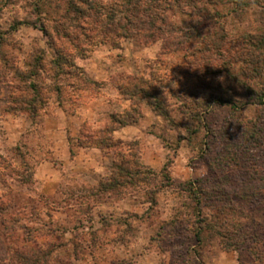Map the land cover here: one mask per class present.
I'll use <instances>...</instances> for the list:
<instances>
[{
  "label": "rangeland",
  "instance_id": "1",
  "mask_svg": "<svg viewBox=\"0 0 264 264\" xmlns=\"http://www.w3.org/2000/svg\"><path fill=\"white\" fill-rule=\"evenodd\" d=\"M69 1L0 0V264H264V0H180L171 8L159 0L161 32L100 30L86 57L67 44L75 66L57 67L54 22ZM93 1L122 22L131 7ZM90 13L82 25L92 37ZM126 83L158 95L165 113L138 98L139 126L129 140L110 136L101 171L67 172L51 194L41 193L21 152L27 146L11 147L17 125L28 129L33 148L42 111L74 109L104 93L107 109L83 132L94 136L122 114L111 95L130 103L118 91ZM44 97L32 114L28 102ZM252 125L254 140L246 134ZM120 161L134 177L107 187ZM189 180H200L210 203H224L223 213L202 204L200 220L196 199L181 186Z\"/></svg>",
  "mask_w": 264,
  "mask_h": 264
},
{
  "label": "trees",
  "instance_id": "2",
  "mask_svg": "<svg viewBox=\"0 0 264 264\" xmlns=\"http://www.w3.org/2000/svg\"><path fill=\"white\" fill-rule=\"evenodd\" d=\"M128 4H131V7H127L125 13L123 15V19L125 22H122V20L119 18L117 19V13L113 11L112 8L108 9L106 11V14L102 15V8L103 5L99 3H94L93 0H70L68 2V6L64 9L61 16H59L56 21L54 22V29L56 37L60 40L59 48L56 49V61L57 67L61 63H68L71 67H74V57L70 55L69 48L70 47L73 51H75L74 56L84 58L87 56V46H93L96 43H98V32L102 30L104 34H112V35H119L121 33L125 35L129 34H136L141 36H153L155 32H161L163 29L161 26L158 25L157 20L159 17L154 14L155 9H157L160 5L159 0H128ZM194 1V0H191ZM210 4L215 3H222V0H206ZM215 1V2H214ZM232 3L239 4L240 1L243 3L247 2V0H229ZM180 0H168L167 4L169 8L171 6H174L176 3L178 4ZM191 5H195L196 3L191 2ZM179 6V5H178ZM95 9L96 16L93 19L94 21V28L96 30V35H92V37L85 31V27H83V22L86 23V18H91V10ZM152 13L154 14L152 16ZM157 14V12H156ZM92 19V18H91ZM45 34L49 36L51 39H53L51 33L46 31L44 29ZM146 32V33H145ZM143 34V35H142ZM105 36V35H103ZM85 43V45H83ZM68 44V47H67ZM213 45L215 47H218V42L213 41ZM204 48H208L207 45L204 46ZM77 69V67H75ZM126 83L125 86L119 85L118 91H120V94L124 96L125 98L130 100V107L127 111L120 115H111V125L107 126L105 129H100L95 131L94 136H87L83 137L79 142L80 145H95L99 146L102 150L108 149L110 147V136L114 129L130 124L135 123L138 121V119L141 117L139 104H138V98L144 99L150 106L151 109L157 113L158 115L165 113L163 104L161 103L162 100L160 97L156 94H152L151 92H148L145 87L139 86V84L136 85V83ZM35 86V84H34ZM249 90V89H248ZM251 91V90H249ZM140 95V97H139ZM33 99V98H32ZM140 99V100H141ZM255 99H250L249 102L255 103ZM260 102L264 100V95L262 97L260 96L258 99ZM24 102V100L22 99ZM34 101V102H32ZM37 99L31 100L32 104L28 102H24V104L27 106H32L31 111L34 112L32 114H35V112L42 108L44 102L46 101V98L44 97L42 100L40 99L38 102V105H36ZM44 101V102H43ZM215 101L217 103H221V101L218 97L215 98ZM236 103H232L231 106L235 107ZM252 131H246V134L249 135V138L256 139L255 137V126L252 125L251 127ZM196 133L197 131H193ZM71 154H73V151L71 150ZM127 162L120 161L119 165L114 167L112 169L111 175L109 176L110 184H107V187L109 185L110 188H113L115 186H119L121 184V179L125 176H129L131 178L134 177V173L131 172V169L127 166ZM200 184V180H189L185 183L181 184L182 187H187L186 190L190 191L194 198L196 199V210L197 215H201L202 210V204H204V207L211 206L212 210L216 211V215L218 216L220 213H223L224 211V203L219 204H212L210 203L209 194L206 193V191L203 188H199L198 185ZM204 195V196H203ZM204 201H203V197ZM233 210V209H231ZM214 216V214L212 215ZM211 216V217H212ZM216 216V218H217ZM215 218V217H212ZM254 219V218H253ZM200 220L203 219V216H200ZM207 228H210L215 232L217 235H221L222 233L217 229L216 226H208ZM201 227L199 228L198 232H196V238L197 241L201 240ZM217 229V230H216ZM259 238L253 237V242L255 244H259ZM261 244H264V240L261 242ZM227 245H233V243H230L227 241ZM254 248V247H253ZM23 259V258H22ZM28 261V260H27Z\"/></svg>",
  "mask_w": 264,
  "mask_h": 264
},
{
  "label": "crops",
  "instance_id": "3",
  "mask_svg": "<svg viewBox=\"0 0 264 264\" xmlns=\"http://www.w3.org/2000/svg\"><path fill=\"white\" fill-rule=\"evenodd\" d=\"M103 94H99L89 102L77 104L74 109L59 106L53 110L42 111V123L39 126L41 143L40 145L35 143L33 148L28 146L30 139L27 135L30 132L25 129V125L20 123L15 128L11 147L19 146L20 150H23L22 144L27 146L26 152H21L27 156L26 162L31 161V178L35 185H38L41 193L51 194L52 190L61 184L67 172L77 173L93 169L99 172L103 169L106 159L103 150L99 146L79 144L84 137L85 127L92 124L96 126L97 112L107 109L106 102L109 99ZM111 96L112 101L122 104L120 113L129 109V101L121 99L117 91ZM139 124L135 122L118 127L113 130L111 137L123 141L129 140Z\"/></svg>",
  "mask_w": 264,
  "mask_h": 264
}]
</instances>
